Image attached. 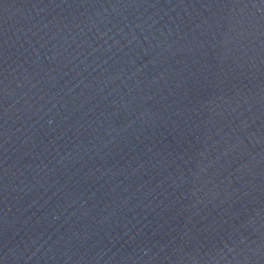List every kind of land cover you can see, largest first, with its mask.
<instances>
[{"label":"water","instance_id":"water-1","mask_svg":"<svg viewBox=\"0 0 264 264\" xmlns=\"http://www.w3.org/2000/svg\"><path fill=\"white\" fill-rule=\"evenodd\" d=\"M0 264H264V0H0Z\"/></svg>","mask_w":264,"mask_h":264}]
</instances>
